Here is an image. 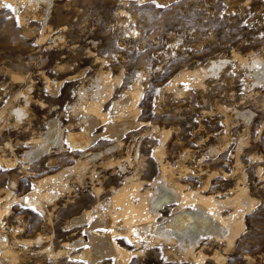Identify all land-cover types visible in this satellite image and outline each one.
Returning <instances> with one entry per match:
<instances>
[{"label": "rangeland", "instance_id": "374dc122", "mask_svg": "<svg viewBox=\"0 0 264 264\" xmlns=\"http://www.w3.org/2000/svg\"><path fill=\"white\" fill-rule=\"evenodd\" d=\"M30 3L0 0V157L20 158L15 168L0 166V196L9 190L24 195L35 180L58 172L64 173L67 189L44 203V212L18 202L2 215L0 239L20 259L9 262L0 248V264H85L72 258L83 246L65 243L88 239L86 223L73 229L67 224L73 214L92 207L93 184L101 186L102 202L125 176L148 187L159 182V161L171 168V180L190 182L192 189L209 180L210 193L226 196L237 181L248 185L255 204L246 210L245 229L232 246L199 239L195 251L203 252V261L184 257L175 243H142L136 249L122 240L127 250H141L128 264H217L221 256V264H264V179L257 175L264 167V81L252 75L260 67L253 59L264 60V0ZM213 61L217 70L204 74ZM100 73H109L113 87L101 105L108 120L93 135L105 131L115 114L113 103L136 83L142 96L134 118L141 124L127 130L118 147L111 148L114 138L101 135L82 152L66 135L85 128L86 100L102 97L96 89ZM44 77L60 82L55 95ZM19 105L26 107L21 117L14 112ZM51 118L63 128V148L51 145L37 158L25 159L31 148L25 142L42 135ZM78 159L87 162L83 172H70ZM58 249L63 252L57 254Z\"/></svg>", "mask_w": 264, "mask_h": 264}, {"label": "bare ground", "instance_id": "6f19581e", "mask_svg": "<svg viewBox=\"0 0 264 264\" xmlns=\"http://www.w3.org/2000/svg\"><path fill=\"white\" fill-rule=\"evenodd\" d=\"M28 1L31 2L30 4L32 5V3L38 2L39 0ZM42 1H47V4H49L48 2L50 0ZM156 1L162 5L171 2V0ZM253 62H258L260 67L256 68L252 75H254L256 80L264 81V60L260 56L255 57ZM216 70L217 65L216 62L213 61L203 72L204 74L208 72L214 73ZM193 73L197 74L198 72L193 71ZM184 76L183 74L179 78ZM44 78L46 86L51 90V93L55 95L59 90L60 82L50 80L47 77ZM96 81L97 93H100L102 97L99 99L86 100V106L83 108V119L87 121L85 128L78 132L69 131L66 135L71 146L73 148H80L82 152H84V149L89 145L93 144L101 135H108L114 138L116 144L110 147H118L124 133L141 124L140 121L134 118V113L138 111L136 104L142 96L141 89L138 83H136L132 88L127 89L124 94L113 103L115 114L109 119L110 122H107L105 131L93 135L92 132L94 128L104 124L108 120V115L101 110V105L103 100L109 96L113 87L112 80L109 79V73H100L96 77ZM116 81H119V78H116ZM81 100H84L82 95ZM24 104L27 103L25 102ZM131 111L132 115L130 114ZM14 112L21 117L26 113V107H20L19 105ZM48 121V127L44 130L42 135L35 138L31 136L32 138L30 137V140H25V144H31V148L25 151V159L30 160L31 158H37L39 155L48 152L51 145H56L59 149L63 148V128H60L58 119L51 118ZM163 131H165L166 134L168 132V130ZM5 144L11 145L9 143ZM11 149L12 148H10V150ZM97 154L98 153H94L92 156L97 157ZM92 156L90 157L92 158ZM253 156L255 155L253 154ZM17 157L5 158L1 156L0 166L8 169L15 168L19 158ZM86 165V161L78 159L75 165L67 169L70 172H83ZM123 169L121 171H123ZM257 169V175L262 176L264 179V167L262 168L260 166ZM188 173L189 172L186 171V174ZM170 174H172L171 168L159 161V182H156V180L155 182H148V187L142 188V182L135 180L132 177L133 175L125 176V182L116 189L111 188V194H109V197L107 196L108 198L104 202H102L103 199L101 198L102 196H100L101 192H103L101 186H95L93 184V192L96 200L94 199L95 201L92 203V207L90 209H83L79 214H73L71 222L67 224V227L72 229L78 224L83 225L86 223L87 225L85 228L88 234L87 240L78 238L73 242L65 243L68 247L77 248L83 246V249L78 253L76 252V254L74 253L72 258H79L83 260L85 264H101L107 259H112L110 264H128L132 255L137 254L141 250L133 252L127 250L120 245L119 241L122 240L134 245L136 249L139 248L142 243L146 245L151 243L156 244L158 242H164V244L175 243L178 246L177 250L179 249L184 257L191 255V257L195 259V262H198L196 260L203 261V259H205L200 249L195 251V248H198L197 244L199 239L204 236L212 237L219 241H226L228 245L232 246L237 237H239L245 229L244 215L246 210H249L255 204V200L248 191V185H241L237 181L234 188L229 189L230 193L226 196H219L220 193H210L209 185L211 182H209V180H207L202 187L192 189L188 187V183L190 182H177L176 180H171ZM11 182L14 186L15 180ZM66 182L64 173L58 172L35 180L33 182V187L24 195H10L11 191L9 190L6 192L5 196H0V225L2 224V215L8 213V211H10L9 208L18 202H22L24 206L43 211L44 203L52 202L58 196V190L67 187ZM90 198L92 197L90 196ZM101 202L103 204L102 208L100 207ZM227 207H230L231 211L223 216L220 211ZM165 212H171V214L168 215L165 214ZM75 228L77 229V227ZM100 229L103 230V232L99 231ZM23 241L29 243L31 240L26 239ZM36 241H40V237L36 238ZM7 245L5 240L0 239L1 257L9 259V262L15 261L19 254H15L14 250L8 248ZM56 251L57 254L63 252L62 249ZM215 255H217L216 252ZM223 257H220L221 260ZM188 258L190 259V257ZM174 259H176V257ZM213 259H216V257ZM221 260L218 261L217 264H221ZM13 263L15 264V262Z\"/></svg>", "mask_w": 264, "mask_h": 264}, {"label": "water", "instance_id": "95a60500", "mask_svg": "<svg viewBox=\"0 0 264 264\" xmlns=\"http://www.w3.org/2000/svg\"><path fill=\"white\" fill-rule=\"evenodd\" d=\"M175 1H177V0H171V2H169V3L165 4V5H168V4L173 3Z\"/></svg>", "mask_w": 264, "mask_h": 264}, {"label": "snow or ice", "instance_id": "6c2138e0", "mask_svg": "<svg viewBox=\"0 0 264 264\" xmlns=\"http://www.w3.org/2000/svg\"><path fill=\"white\" fill-rule=\"evenodd\" d=\"M153 2H155V0H153ZM5 7H11L10 5H5Z\"/></svg>", "mask_w": 264, "mask_h": 264}]
</instances>
